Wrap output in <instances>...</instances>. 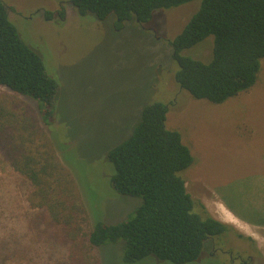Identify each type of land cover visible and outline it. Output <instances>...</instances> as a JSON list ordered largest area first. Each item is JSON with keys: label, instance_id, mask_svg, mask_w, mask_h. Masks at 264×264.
<instances>
[{"label": "rangeland", "instance_id": "1", "mask_svg": "<svg viewBox=\"0 0 264 264\" xmlns=\"http://www.w3.org/2000/svg\"><path fill=\"white\" fill-rule=\"evenodd\" d=\"M1 1L21 38L58 80L51 125H46L38 102L7 94L49 134L78 185L90 227L121 223L141 205V198L114 190L108 155L132 135L143 109L154 102L169 106L167 125L181 133L194 156L195 163L181 173L199 202L194 213L206 217L203 204L222 221L220 205L240 211L242 204H264V59L257 84L221 105L197 100L175 82L179 65L167 40L181 33L201 0L161 9L149 25L132 22L121 31L114 27L115 16L105 21L91 13L81 16L70 0ZM61 9L64 19H45L46 11ZM213 44L210 36L183 55L209 62ZM27 189L28 182L0 156V264H66L67 244L28 206ZM248 211L249 218L243 219L250 224H242L246 229L229 225L233 230L215 239L220 249L216 257L208 255L211 245L206 244L198 264H241V258L264 264V226L253 225L257 219ZM249 230L262 240L247 236ZM125 245L115 242L96 252L102 264H123ZM134 264L170 263L148 257Z\"/></svg>", "mask_w": 264, "mask_h": 264}, {"label": "trees", "instance_id": "2", "mask_svg": "<svg viewBox=\"0 0 264 264\" xmlns=\"http://www.w3.org/2000/svg\"><path fill=\"white\" fill-rule=\"evenodd\" d=\"M195 0H70L81 16L94 14L105 21L115 16L121 31L129 23L145 27L161 9ZM0 0V156L29 184L25 201L67 244L66 264H102V246L125 242L123 264L155 257L170 264H198L209 239L233 229L209 214L194 213L195 201L181 173L195 159L177 130L168 127L169 106L147 105L132 135L110 150L111 178L120 195L142 203L118 224L90 217L79 188L59 158L49 134L12 100L7 91L38 102L46 125L56 115L58 80L49 76L43 59L21 38L9 10ZM66 17L61 9L46 11L45 19ZM214 37L212 57L203 62L183 55ZM173 59L179 65L177 85L197 100L221 105L258 82L264 59V0H201V7L173 40ZM242 237V236H240ZM205 262V261H204Z\"/></svg>", "mask_w": 264, "mask_h": 264}, {"label": "crops", "instance_id": "3", "mask_svg": "<svg viewBox=\"0 0 264 264\" xmlns=\"http://www.w3.org/2000/svg\"><path fill=\"white\" fill-rule=\"evenodd\" d=\"M220 207H221V213L223 215L222 221L226 223L227 225L234 227L236 230L240 232H243V229H246V227H244L243 225L250 224L249 219L248 220L243 219L244 216H247L246 213L247 214L249 213L248 210H250L253 213V216L257 219V221H259V222L254 221L252 224L255 226H258V225L264 226V204H256V203L242 204V209L240 211H232L228 209L227 207L224 208L221 205ZM240 224H241V228H238L237 226H239ZM247 236L251 237L252 239L256 241L262 240V237H257L255 233L252 232L251 230L248 231Z\"/></svg>", "mask_w": 264, "mask_h": 264}, {"label": "flooded vegetation", "instance_id": "4", "mask_svg": "<svg viewBox=\"0 0 264 264\" xmlns=\"http://www.w3.org/2000/svg\"><path fill=\"white\" fill-rule=\"evenodd\" d=\"M226 234V233H225ZM240 238H242V237H240ZM208 244H210L211 245V249H210V253H208V255L212 258V259H214L215 257H216V255H217V253H218V251L220 250L219 249V247L217 246V244H216V240L213 238V239H209V241H208ZM253 244V243H252ZM230 256H231V258H233V255L230 253ZM241 258V257H240ZM237 258H233V260H236ZM253 258L252 257H250L249 258V260H251V261H253L252 260ZM241 262V264H249V262L247 261V260H242V258H241V260H240Z\"/></svg>", "mask_w": 264, "mask_h": 264}]
</instances>
